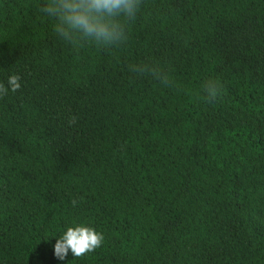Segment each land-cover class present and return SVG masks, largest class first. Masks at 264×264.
Instances as JSON below:
<instances>
[{"label":"trees","instance_id":"obj_1","mask_svg":"<svg viewBox=\"0 0 264 264\" xmlns=\"http://www.w3.org/2000/svg\"><path fill=\"white\" fill-rule=\"evenodd\" d=\"M43 3L0 0V264H264V0H141L111 47ZM75 225L102 243L57 260Z\"/></svg>","mask_w":264,"mask_h":264},{"label":"clouds","instance_id":"obj_2","mask_svg":"<svg viewBox=\"0 0 264 264\" xmlns=\"http://www.w3.org/2000/svg\"><path fill=\"white\" fill-rule=\"evenodd\" d=\"M140 3L141 0H44L40 12L54 21L53 32L65 42L111 47L126 39L125 22L136 18ZM153 76L163 81L162 74L155 73ZM19 79L18 75H9L7 88L0 84V95L17 91L21 86ZM205 91L211 100L217 95L219 86L209 82ZM102 240V234L92 227L68 226L55 239L53 255L60 261L69 252L72 257H80L99 247Z\"/></svg>","mask_w":264,"mask_h":264},{"label":"rangeland","instance_id":"obj_3","mask_svg":"<svg viewBox=\"0 0 264 264\" xmlns=\"http://www.w3.org/2000/svg\"><path fill=\"white\" fill-rule=\"evenodd\" d=\"M256 37H258V35L251 26H247L244 29H232L226 36L223 35L220 45H225L227 52L231 55L240 57L243 54L245 42ZM224 40L226 43H224Z\"/></svg>","mask_w":264,"mask_h":264}]
</instances>
